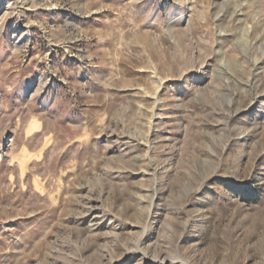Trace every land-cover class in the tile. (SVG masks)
Instances as JSON below:
<instances>
[{
	"label": "rangeland",
	"instance_id": "obj_1",
	"mask_svg": "<svg viewBox=\"0 0 264 264\" xmlns=\"http://www.w3.org/2000/svg\"><path fill=\"white\" fill-rule=\"evenodd\" d=\"M0 264H264V0H0Z\"/></svg>",
	"mask_w": 264,
	"mask_h": 264
}]
</instances>
